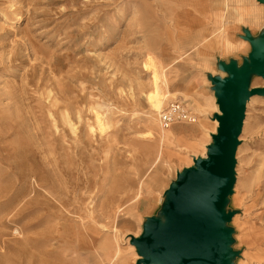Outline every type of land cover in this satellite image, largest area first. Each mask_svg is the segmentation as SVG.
<instances>
[{
  "label": "rangeland",
  "instance_id": "rangeland-1",
  "mask_svg": "<svg viewBox=\"0 0 264 264\" xmlns=\"http://www.w3.org/2000/svg\"><path fill=\"white\" fill-rule=\"evenodd\" d=\"M236 1L0 0V264H135L129 236L215 132L206 75L248 52ZM228 25L230 51L200 44ZM154 71L160 110L179 101L194 121L159 124ZM190 128L201 137L183 143ZM239 141L234 262L264 264V96Z\"/></svg>",
  "mask_w": 264,
  "mask_h": 264
},
{
  "label": "water",
  "instance_id": "water-1",
  "mask_svg": "<svg viewBox=\"0 0 264 264\" xmlns=\"http://www.w3.org/2000/svg\"><path fill=\"white\" fill-rule=\"evenodd\" d=\"M241 32L249 45L246 55L240 62L217 60L224 76L206 75L218 111L211 115L217 125L205 155L193 157L191 165L176 172L157 213L144 217L140 233L129 236L138 255L135 264H235L238 252L228 225L235 212L227 205L246 103L253 95L264 96V84L250 87L254 76L264 81V21L255 34L246 26Z\"/></svg>",
  "mask_w": 264,
  "mask_h": 264
},
{
  "label": "crops",
  "instance_id": "crops-1",
  "mask_svg": "<svg viewBox=\"0 0 264 264\" xmlns=\"http://www.w3.org/2000/svg\"><path fill=\"white\" fill-rule=\"evenodd\" d=\"M253 1H250L252 2L251 6L241 2V0H237L233 5H231L233 13H234L233 17L236 23L241 26L248 27L251 33L255 32L256 30H259L261 28L260 27L261 24L264 21V4H260L256 0H253ZM226 28L227 29H223V30L220 28L219 32L220 30H222L221 34L220 35L216 34L214 38L211 35L209 36L208 34V37H205V42H206L205 46L207 48L209 47L211 48L214 46L215 48H218L219 50L221 48H226L227 51H230L232 48H234L235 45H233L232 40L230 38V34H229L230 25H228ZM209 37H212L213 39L209 40ZM202 44L204 43L202 42ZM241 44H243V48H247V51L249 50V45L246 41H243ZM179 126H182V125H179ZM184 127L189 128L190 126H184ZM179 137L183 143H186L187 140L192 141L193 139L201 137V135L200 133H197L196 129L193 130L191 128V129H187V131H185L184 133L183 131H181Z\"/></svg>",
  "mask_w": 264,
  "mask_h": 264
},
{
  "label": "built area",
  "instance_id": "built-area-1",
  "mask_svg": "<svg viewBox=\"0 0 264 264\" xmlns=\"http://www.w3.org/2000/svg\"><path fill=\"white\" fill-rule=\"evenodd\" d=\"M195 115L179 101L172 102L165 109L160 111L158 116L159 124L166 128L177 121H194Z\"/></svg>",
  "mask_w": 264,
  "mask_h": 264
},
{
  "label": "bare ground",
  "instance_id": "bare-ground-1",
  "mask_svg": "<svg viewBox=\"0 0 264 264\" xmlns=\"http://www.w3.org/2000/svg\"><path fill=\"white\" fill-rule=\"evenodd\" d=\"M202 42L205 44V38H203V40L201 41L200 44H202ZM203 44V45H204ZM203 47H206V46H203ZM222 52H226L227 49L226 48H221L220 49ZM148 64V63H147ZM155 70V69H154ZM154 75H153V79H154V82L156 81V79L158 78L157 77V71H154L152 72ZM154 89L152 92H148V99H149V102L151 103V106L154 108L155 111H158V113L161 111V104H162V97H161V92H160V88L159 86L156 84V82L154 83ZM215 123L217 125V122L215 120ZM191 129V128H190ZM201 131V130H200ZM202 132V131H201ZM184 133V132H183ZM159 139H161L160 136H158ZM1 171V170H0ZM25 173V172H23ZM18 177V176H17ZM25 177V176H24ZM26 181V180H25ZM132 247L134 248V246L132 245ZM135 249V248H134Z\"/></svg>",
  "mask_w": 264,
  "mask_h": 264
}]
</instances>
